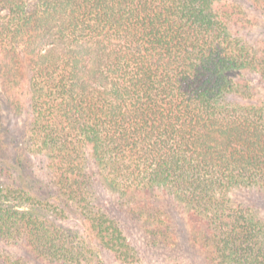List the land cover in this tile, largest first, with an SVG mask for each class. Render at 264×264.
Instances as JSON below:
<instances>
[{"label": "trees", "instance_id": "trees-1", "mask_svg": "<svg viewBox=\"0 0 264 264\" xmlns=\"http://www.w3.org/2000/svg\"><path fill=\"white\" fill-rule=\"evenodd\" d=\"M259 17L264 0H0V149L14 152L0 264H28L10 246L44 264H184L159 196L203 264H264ZM27 106L18 142L2 115Z\"/></svg>", "mask_w": 264, "mask_h": 264}, {"label": "rangeland", "instance_id": "rangeland-1", "mask_svg": "<svg viewBox=\"0 0 264 264\" xmlns=\"http://www.w3.org/2000/svg\"><path fill=\"white\" fill-rule=\"evenodd\" d=\"M247 4V3H246ZM248 5V4H247ZM249 6V5H248ZM255 14V13H254ZM256 16V14H255ZM259 33L263 32L264 30V20L262 18L259 17ZM264 35V34H262ZM259 36V35H258ZM28 106L26 107V109H24L22 111L21 114H16V113H9L6 114L4 113L2 115V120L3 123L5 125V127H7L6 129L10 130L11 135L13 136H17V141H21V139L23 138L25 132H26V128L28 125V118H29V114H28ZM19 136V137H18ZM8 137H10V135H8ZM5 143H7V135H4ZM13 139V138H12ZM14 155V152L10 149H0V157L1 158H8V159H12ZM27 165L32 169H37V167L40 165V160L39 158H35V157H28L27 160ZM48 183V180L46 181ZM45 183V185L47 184ZM47 188H49L48 186L50 185H46ZM102 197L105 198L104 201L106 202H111L112 199L107 196V198L105 197L104 194H102ZM151 203H154L158 206H161L162 208L166 209L169 211L170 216L172 218V221L175 223V227H176V232L178 235V247L175 248L173 254V258L174 259H178L180 262L184 263V264H203V260L201 255L197 252V250L195 248H193L189 242V236H190V230L188 227V224L186 223L184 214H182V211L177 208L175 206V204L172 203V201H170L169 199L163 197V196H159L158 198L156 197H151ZM257 199L256 197L253 198V200ZM260 200V201H259ZM258 204L261 205V207L263 209H261L263 217H264V201H261L260 197H258ZM122 224H126V228L129 229V233H134V238L137 239V241L143 239L144 235L142 234L143 232V228H140V225L138 223L137 219H134V216L131 215L130 213H127L125 216H122V218H120L119 220ZM79 224H77V221H74L72 224H70V227L72 228H77ZM134 229L133 231L131 229ZM9 250L13 252V254L15 256H22L24 258V260L26 259L28 264H44L43 262H40L38 260H35V257L26 253V249H23L22 246H10ZM170 255V253H169ZM104 261L106 264H115V262L113 261L112 257L109 256H104ZM158 261L159 263H163L164 259L163 257L160 260H155ZM114 262V263H113Z\"/></svg>", "mask_w": 264, "mask_h": 264}]
</instances>
